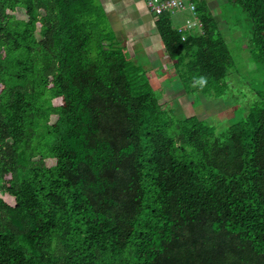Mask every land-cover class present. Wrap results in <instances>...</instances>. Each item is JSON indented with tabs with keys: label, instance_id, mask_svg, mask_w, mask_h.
Instances as JSON below:
<instances>
[{
	"label": "trees",
	"instance_id": "trees-1",
	"mask_svg": "<svg viewBox=\"0 0 264 264\" xmlns=\"http://www.w3.org/2000/svg\"><path fill=\"white\" fill-rule=\"evenodd\" d=\"M194 1L203 34L157 28L185 94L219 99L234 58ZM231 2L264 62V0ZM104 22L99 0H0V264H264V88L218 136Z\"/></svg>",
	"mask_w": 264,
	"mask_h": 264
},
{
	"label": "rangeland",
	"instance_id": "rangeland-1",
	"mask_svg": "<svg viewBox=\"0 0 264 264\" xmlns=\"http://www.w3.org/2000/svg\"><path fill=\"white\" fill-rule=\"evenodd\" d=\"M216 1L218 6L215 7V14L219 30L234 58V68L228 79L229 91L219 99H206L202 96L198 100L196 95L185 94V90L174 91L169 97L162 93L163 90H158L157 95L168 107L178 106L179 114L197 115L214 127L216 135L219 136L240 121L247 108L255 104L259 91L264 88V62L252 44L254 23L246 10L231 0ZM178 15L184 22L189 18L186 12ZM104 24L106 31L111 32L108 23ZM129 55L138 70L141 73L145 72L149 78L148 71L151 67L149 57L144 53H138L133 57L129 52ZM157 73L164 75L166 71L160 67Z\"/></svg>",
	"mask_w": 264,
	"mask_h": 264
},
{
	"label": "crops",
	"instance_id": "crops-1",
	"mask_svg": "<svg viewBox=\"0 0 264 264\" xmlns=\"http://www.w3.org/2000/svg\"><path fill=\"white\" fill-rule=\"evenodd\" d=\"M203 1L206 2L211 14L216 17L215 7L218 6L217 1ZM99 2L115 38L128 49L133 57L138 53H144L149 57L151 61L149 65L151 67L148 75L154 89L165 90L162 93L168 97L174 91H184L183 85L175 73L173 63L167 55L165 45L159 34L157 17L149 12L146 1L99 0ZM171 21L174 28H180L185 24L178 14L171 16ZM160 67L167 74H158L157 70Z\"/></svg>",
	"mask_w": 264,
	"mask_h": 264
},
{
	"label": "built area",
	"instance_id": "built-area-1",
	"mask_svg": "<svg viewBox=\"0 0 264 264\" xmlns=\"http://www.w3.org/2000/svg\"><path fill=\"white\" fill-rule=\"evenodd\" d=\"M149 12L158 17L162 15L174 16L179 13H188L189 18L184 26L176 28L182 35V40L186 41L188 34H203L204 23L197 10L194 0H145Z\"/></svg>",
	"mask_w": 264,
	"mask_h": 264
},
{
	"label": "clouds",
	"instance_id": "clouds-1",
	"mask_svg": "<svg viewBox=\"0 0 264 264\" xmlns=\"http://www.w3.org/2000/svg\"><path fill=\"white\" fill-rule=\"evenodd\" d=\"M200 83H203V81L201 80Z\"/></svg>",
	"mask_w": 264,
	"mask_h": 264
}]
</instances>
